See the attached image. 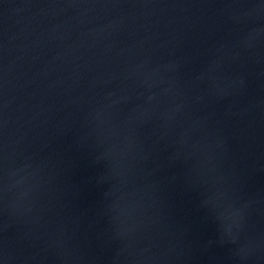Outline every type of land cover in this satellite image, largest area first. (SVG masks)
<instances>
[{"label": "water", "instance_id": "1", "mask_svg": "<svg viewBox=\"0 0 264 264\" xmlns=\"http://www.w3.org/2000/svg\"><path fill=\"white\" fill-rule=\"evenodd\" d=\"M0 264H264V0H0Z\"/></svg>", "mask_w": 264, "mask_h": 264}]
</instances>
